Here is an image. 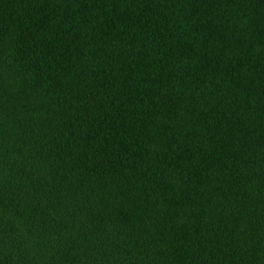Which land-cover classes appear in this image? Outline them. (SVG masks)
Returning a JSON list of instances; mask_svg holds the SVG:
<instances>
[{
    "label": "trees",
    "instance_id": "trees-1",
    "mask_svg": "<svg viewBox=\"0 0 264 264\" xmlns=\"http://www.w3.org/2000/svg\"><path fill=\"white\" fill-rule=\"evenodd\" d=\"M0 264H264V0H0Z\"/></svg>",
    "mask_w": 264,
    "mask_h": 264
}]
</instances>
